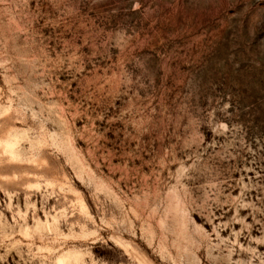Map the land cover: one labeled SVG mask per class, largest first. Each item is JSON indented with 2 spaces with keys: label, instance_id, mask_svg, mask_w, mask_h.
I'll use <instances>...</instances> for the list:
<instances>
[{
  "label": "rangeland",
  "instance_id": "374dc122",
  "mask_svg": "<svg viewBox=\"0 0 264 264\" xmlns=\"http://www.w3.org/2000/svg\"><path fill=\"white\" fill-rule=\"evenodd\" d=\"M0 264H264V0H0Z\"/></svg>",
  "mask_w": 264,
  "mask_h": 264
}]
</instances>
